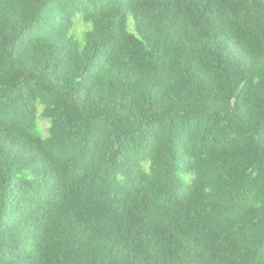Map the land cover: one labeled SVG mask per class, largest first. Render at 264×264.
<instances>
[{
  "label": "trees",
  "instance_id": "16d2710c",
  "mask_svg": "<svg viewBox=\"0 0 264 264\" xmlns=\"http://www.w3.org/2000/svg\"><path fill=\"white\" fill-rule=\"evenodd\" d=\"M0 264H264V0H0Z\"/></svg>",
  "mask_w": 264,
  "mask_h": 264
},
{
  "label": "rangeland",
  "instance_id": "374dc122",
  "mask_svg": "<svg viewBox=\"0 0 264 264\" xmlns=\"http://www.w3.org/2000/svg\"><path fill=\"white\" fill-rule=\"evenodd\" d=\"M42 128L44 129L46 125L44 123H41Z\"/></svg>",
  "mask_w": 264,
  "mask_h": 264
}]
</instances>
